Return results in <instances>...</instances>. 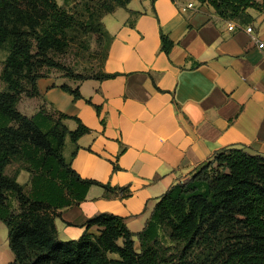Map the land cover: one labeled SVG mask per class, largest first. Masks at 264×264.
<instances>
[{"label":"crops","instance_id":"crops-1","mask_svg":"<svg viewBox=\"0 0 264 264\" xmlns=\"http://www.w3.org/2000/svg\"><path fill=\"white\" fill-rule=\"evenodd\" d=\"M255 1L262 6L246 9L245 21L228 30L229 21L196 0H131L102 18L110 41L101 72L115 77L37 80L46 107L70 117L67 130L77 127L71 118L89 129L76 143L64 140L71 169L83 180L129 189L120 197L91 186L59 211L60 240L78 239L88 219L108 213L122 218L139 252L136 235L172 185L223 148L264 156V48L257 47L264 43V0ZM188 3L194 9L181 12ZM161 33L172 42L168 54ZM28 183L27 173L19 184Z\"/></svg>","mask_w":264,"mask_h":264},{"label":"trees","instance_id":"trees-1","mask_svg":"<svg viewBox=\"0 0 264 264\" xmlns=\"http://www.w3.org/2000/svg\"><path fill=\"white\" fill-rule=\"evenodd\" d=\"M115 1L91 12L98 27H103L105 15L131 0ZM196 1L211 6L218 17L239 23L245 21L246 9L262 6L255 0ZM73 18L56 0H0V49L8 48L1 72L6 90L0 92V221L13 255L8 264H264V156L236 147L215 152L165 192L136 235L139 252L122 218L108 213L88 219L78 239L58 238L59 211L82 201L91 186L129 195L127 187L79 178L63 158L65 138L76 143L89 132L78 119L71 118L77 127L69 131L63 124L70 118L65 114L40 108L29 118L17 109L22 95L39 97L36 82L44 77L39 72L43 67L62 70L77 82L115 77L101 71L94 76L75 74L48 56L66 46ZM103 35L107 46L101 68L110 41L106 31ZM160 40L168 54L172 42L162 33ZM59 88L74 99L80 97L77 89ZM16 160L29 175L27 191L17 176L5 174ZM93 227L98 235L88 232Z\"/></svg>","mask_w":264,"mask_h":264},{"label":"rangeland","instance_id":"rangeland-1","mask_svg":"<svg viewBox=\"0 0 264 264\" xmlns=\"http://www.w3.org/2000/svg\"><path fill=\"white\" fill-rule=\"evenodd\" d=\"M57 5L72 15L75 21L74 26L66 31V46L62 50L48 52V56L60 66L72 71L75 74L94 76L101 71V59L107 46V38L103 35V27H98L96 22L92 21V11L97 5L106 2V5H114L115 0H56ZM102 22V21H101ZM8 55V48L0 49V92L6 90V84L2 80L1 72L5 59ZM43 78H51L54 81H70L64 76V71L43 67L39 71ZM27 86H25L26 88ZM28 89V87H27ZM40 108L50 112L51 110L41 101L39 97L28 98L22 95L17 109L26 117H32ZM23 163L16 160L7 167L5 174L7 176L21 175L17 179L18 183L24 181L27 173L22 170ZM23 186V185H22ZM29 188L28 184L23 186L24 191ZM12 206L16 208L13 201ZM95 228V227H94ZM92 234L98 235V229ZM13 259L12 252L9 249L7 241V228L0 221V264H8Z\"/></svg>","mask_w":264,"mask_h":264},{"label":"built area","instance_id":"built-area-1","mask_svg":"<svg viewBox=\"0 0 264 264\" xmlns=\"http://www.w3.org/2000/svg\"><path fill=\"white\" fill-rule=\"evenodd\" d=\"M179 9H180L181 12H186L187 10L194 9V5H193V3L179 5ZM227 28H228V30H233L235 28V24L233 23V21H229L228 22ZM245 32L247 34H249L253 40H256L255 36L252 34L253 32H252V28L251 27H246L245 28ZM257 47L260 48V49L264 48V43H259L257 45Z\"/></svg>","mask_w":264,"mask_h":264}]
</instances>
